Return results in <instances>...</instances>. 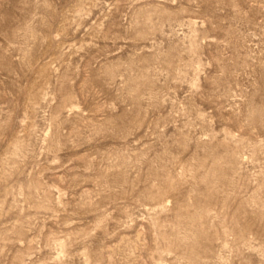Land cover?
Returning <instances> with one entry per match:
<instances>
[{
  "label": "rangeland",
  "instance_id": "rangeland-1",
  "mask_svg": "<svg viewBox=\"0 0 264 264\" xmlns=\"http://www.w3.org/2000/svg\"><path fill=\"white\" fill-rule=\"evenodd\" d=\"M0 264H264V0H0Z\"/></svg>",
  "mask_w": 264,
  "mask_h": 264
}]
</instances>
